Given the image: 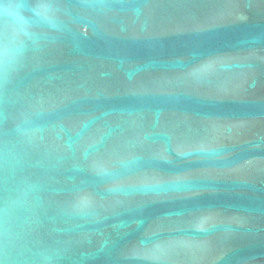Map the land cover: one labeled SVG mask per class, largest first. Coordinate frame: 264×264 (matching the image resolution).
Masks as SVG:
<instances>
[{"label":"water","instance_id":"95a60500","mask_svg":"<svg viewBox=\"0 0 264 264\" xmlns=\"http://www.w3.org/2000/svg\"><path fill=\"white\" fill-rule=\"evenodd\" d=\"M0 264H264V0H0Z\"/></svg>","mask_w":264,"mask_h":264}]
</instances>
